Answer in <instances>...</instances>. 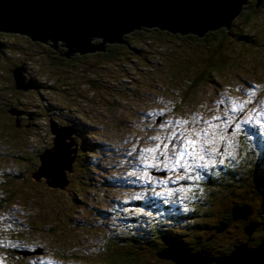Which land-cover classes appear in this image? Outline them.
Here are the masks:
<instances>
[{
    "label": "rangeland",
    "instance_id": "rangeland-1",
    "mask_svg": "<svg viewBox=\"0 0 264 264\" xmlns=\"http://www.w3.org/2000/svg\"><path fill=\"white\" fill-rule=\"evenodd\" d=\"M247 14H250L248 31L254 33L249 38L255 37V40L232 42L225 50L228 57V52L236 46L243 59L226 61L219 70L212 69L206 79L187 90L173 87L179 83L173 73L180 81H185L187 76L175 71L179 64L178 61L174 64L178 59L170 52L174 45L165 44L166 51L160 48L155 52L151 48L152 53L144 61L140 58L137 62H126L125 67L117 68L115 76L111 68L83 74L88 65L74 67L62 61L61 65H52L51 72L48 67L41 68L37 61L28 65L24 73L33 76L38 88L23 90L15 86L10 93H0V264H27L28 261L32 264H103L101 257H106L107 249L99 250L96 245L106 232L112 234L119 227V218L111 213L114 208L132 206L138 198L154 195L157 201L165 203L161 204L167 208L164 207V213H183L182 210L195 207L197 195L206 196L194 167L205 174L217 164L227 165L230 158L236 162L246 146L245 138H250L251 151L260 157V146H264V3L253 12L247 9L240 18ZM22 40L25 42L24 37ZM59 49L62 48L59 46ZM14 54L18 55L17 50ZM49 55L56 57L53 53ZM11 58L9 54L1 58L0 86L3 79L9 78ZM85 78L94 79L97 85L91 87L84 83L77 89L76 85ZM101 84L109 87L103 90ZM109 89L118 95L115 92L107 96ZM58 103L73 116L91 119V123L101 127L97 139L105 140V148L109 147L119 157V165L112 152L103 157L106 159L103 169L93 173L92 182L99 184L95 187L80 182L77 175L66 170L69 182L63 188L47 183L43 175H36L44 169L54 183L61 177L56 172L65 163V157H59L67 154V131L60 132L63 137L60 148L45 154L42 168L36 151L38 147L51 148L53 134L47 113ZM50 114L59 119L54 111ZM79 121L88 123L84 118ZM31 129L34 132L29 134ZM14 137H22L24 144L14 145L11 142ZM68 147L71 156L72 149ZM56 157L57 161H53ZM112 160L116 171L110 164ZM55 162L59 167L49 171L46 165ZM248 168L245 164L239 170L244 173ZM4 172L11 175L6 185L2 177L8 175ZM109 177L119 182L115 185L117 188L106 183ZM151 185L154 187H148ZM76 192L82 201L74 197ZM97 210L110 211L114 223L103 224L101 220L92 224L98 218ZM135 210L131 207L124 217L149 213L140 206ZM253 214L254 218L264 220V215ZM13 225L18 227L16 233L10 230ZM20 233L25 236L15 240L20 238ZM219 234L216 240L209 238L213 246H228L236 235L241 239L246 236L242 228L215 235ZM251 235L253 240L264 236V225ZM106 243H110V250L134 257L127 255L123 247L111 244H116L114 238L109 236ZM18 245L25 249L23 254ZM70 249L80 257L71 256ZM157 263L160 262H146L141 253L139 264Z\"/></svg>",
    "mask_w": 264,
    "mask_h": 264
},
{
    "label": "trees",
    "instance_id": "trees-1",
    "mask_svg": "<svg viewBox=\"0 0 264 264\" xmlns=\"http://www.w3.org/2000/svg\"><path fill=\"white\" fill-rule=\"evenodd\" d=\"M256 1L257 0H252L245 4L241 12L231 21L228 29L226 26H223L217 29L207 30L202 36H198L193 33H171L159 28H142L125 34L123 36L124 43L110 44L106 46L104 51L86 55H74L70 58L61 57L47 44L30 41L27 37L18 34L0 32V43L5 45L0 46V61L6 54L12 57L10 59L11 67L9 78L7 80H2L0 93H10L11 90H14L15 85L11 71L18 66H23L25 72V68L28 65H34L39 61L41 68L48 67L51 72H53L52 65H61L62 61L74 67H82L85 64L88 65V67H85L84 70L86 71L83 74H89V72L94 69L108 70L111 68L115 70V76V74H117V68L119 66L125 67L126 62H137L140 58L144 61L147 54L152 53L151 48H153L155 52H159L158 50H160V48L166 51L164 47L165 44L174 45L170 52L174 53V59H178L174 61V64L176 61H178L179 64L178 68H175V71L177 72L179 70L187 76L185 81H180L177 75L173 73L172 75L175 77L176 82L179 81V83L173 85V87L179 90H184V88L187 90L190 87H194L197 82L206 79L212 69L213 71L219 70V68L224 66L226 61H231L233 63L234 59H243V57L238 55L239 50L236 46L233 47L232 50L230 48L231 51L228 52V57L225 54V50L231 47L230 43L232 42L241 44L244 41L255 40V37L252 39L249 38L251 35L254 36V33L248 31L250 28V14H247V16L243 18H240V16H243L247 9H252L253 12L260 6H263L264 0H261L255 8ZM243 31H245V33H242ZM23 37L25 42L22 40ZM174 37L177 38L176 41ZM93 42L99 43L100 40H94ZM128 45L138 48L140 51H135L129 48ZM128 49H131V51ZM10 50H13V52L9 53ZM15 50H17L18 55L14 54ZM197 51H199L200 54L196 55ZM50 53L55 54L56 57L49 55ZM159 61L158 59L157 62ZM149 64L151 63L148 62V65ZM59 69L61 70V66ZM150 69L153 71V66H151ZM120 74L123 75V73ZM24 75L26 80L32 82L35 89L39 87V84L34 81L33 76H29L25 73ZM51 75L55 78V81H57L56 77L53 74ZM57 78L59 81L62 80L60 76H57ZM165 80L168 81V79ZM84 83H87L91 87L97 85L94 79L85 78L79 81L76 88H80ZM54 87L58 88L55 82ZM107 87L109 86H103L101 84L103 90H106ZM115 92L116 91L113 92V89H109L107 90V96L115 95ZM116 94L118 95L117 92ZM53 111L59 116V119H54L50 114ZM82 118L88 123H81L79 120ZM47 119L57 125V128L55 127L57 130L59 129L57 137L61 134L60 132L62 130L67 131L65 135L69 140L67 142L71 145L70 148L73 152L72 155L69 156V144L66 142V156L68 159L72 157L71 163L68 166L67 159V165L59 167L56 173L57 175H61V177H58L56 183L52 181V177H48L49 179H47V177L44 178L48 180L49 183L63 188L69 182V177H67L66 172L68 171L73 175H77L82 183L91 184L93 187L99 185L96 182H92L94 177L93 173L103 169L104 161H106V159L103 158L105 155H110L109 152L114 154V151L109 150V147L105 148V140H101L100 138L97 139V134L101 130V127L91 123V119L80 115L73 116L66 111L64 107H61L59 103L55 104L51 111L47 113ZM26 127H28V125ZM49 128L51 131V124ZM24 129L25 126L23 125V130ZM32 132H34L33 129L29 131V134ZM54 138L55 136L53 134L51 148H53L54 141L56 140ZM244 141L246 146L242 148V152L239 154V159L236 160V162L230 158L227 165L217 164L211 171L203 174L201 178H198L199 186L204 187L206 196L202 197L197 195L194 198L195 207L182 210L185 213L181 212L176 215L173 213H164L166 207H162L161 204L165 203L157 201L154 195L138 198L137 201L131 203L132 206L124 205L119 208H114L111 213L116 214L119 218V227L112 234L106 232V235L102 236V239H100L96 245L99 250L107 249L106 254H104L106 257H101L103 264H139L142 252L146 257V262L158 260L160 263L157 264H176V261L173 259L158 256V253L167 248L172 241L175 242L180 249L187 250L190 254H198L203 251L202 254L205 256L207 253V257L213 258L209 264H219L221 258L232 255L234 247L238 248L241 245H245L246 248L257 247L260 242L264 240V236L259 237L260 239L253 240L251 232L263 228L264 225V220L254 218L253 214L258 213L259 216L264 215V146H260L262 152L260 153V157H258V154L255 155L251 151L253 145L251 144L250 138H245ZM11 142L16 146L24 144L22 137L20 139H15L14 137ZM51 148H35L39 159V165L42 161V155L44 159L45 154ZM56 148L57 146L55 144L54 150L51 152L53 153ZM114 156H116L119 165L118 155L114 154ZM110 164L113 166V171H116L117 167L113 163V160ZM245 164L248 165L249 168L242 173L239 169ZM39 167L40 166H38L37 169H39ZM3 174L8 175L6 172ZM36 175H38L37 172ZM10 176L11 175H8L7 178L2 177L4 185L11 179ZM114 178L115 177H109L106 183L117 188L115 185L119 182L113 181ZM122 183L125 184L124 181H122ZM148 187L154 186L151 185ZM8 194H10V192H8ZM209 195H211L210 199H208ZM74 197L82 201V197L79 193L76 192ZM142 200H146L147 203ZM190 201L191 199L188 203H190ZM139 206L146 208L149 213L145 216L139 215L134 217V215H131L127 218L124 217V215H128L131 207H135L136 210H138ZM97 211L98 218L92 224L99 223L101 220H104L103 224L112 225L114 223L112 217H110V211ZM17 228V226L13 225L10 230L16 233ZM237 228L244 229L246 236L241 239L240 236L236 235L234 239L229 242L228 246L220 244L213 246L209 241L210 237L216 240L221 234L215 235L218 232L229 234ZM2 232L5 233L3 230ZM23 236H25V233H20V238H16L15 240H19ZM109 236L116 240V244H111L123 247L127 255L134 257L126 256L121 252H117L115 249L110 250L108 248L110 243L105 244V242L109 241ZM18 246L21 247V251L19 252L23 254L25 249L22 245ZM130 247L133 250H131ZM70 252L71 256L80 257L75 256L72 249H70ZM27 264H32V262L28 261Z\"/></svg>",
    "mask_w": 264,
    "mask_h": 264
},
{
    "label": "water",
    "instance_id": "water-1",
    "mask_svg": "<svg viewBox=\"0 0 264 264\" xmlns=\"http://www.w3.org/2000/svg\"><path fill=\"white\" fill-rule=\"evenodd\" d=\"M249 1L0 0V32L23 35L30 41L47 44L64 58H70L76 54L104 51L110 44L124 43L125 34L142 28L157 27L171 33H193L198 36L220 26L228 29L231 21ZM260 1H256L255 8ZM94 40L100 42L94 43ZM0 46L5 45L0 43ZM11 72L17 88L27 90L33 87L32 82L25 79L23 66ZM55 127L51 122V132L56 139L54 146L56 144V149H59L63 137H57L59 129ZM54 146L48 152L53 151ZM66 155L59 157H65L63 166L67 165ZM71 158L68 159V166ZM43 160L42 155L41 168L44 167ZM41 175L47 179L50 176L43 169L38 172V176ZM201 253L190 254L172 241L158 256L173 259L176 264H209L213 260L207 257V253L205 256H201ZM219 264H264V240L255 248H246L245 245L235 247L232 255L221 258Z\"/></svg>",
    "mask_w": 264,
    "mask_h": 264
},
{
    "label": "bare ground",
    "instance_id": "bare-ground-1",
    "mask_svg": "<svg viewBox=\"0 0 264 264\" xmlns=\"http://www.w3.org/2000/svg\"><path fill=\"white\" fill-rule=\"evenodd\" d=\"M21 36H23V35H21ZM49 43H51V42L49 41ZM57 157L53 158V161H57ZM59 164H60V162H59ZM46 166L49 168L48 169L49 171L53 170L56 166L59 167L58 163H56V162L54 164H47Z\"/></svg>",
    "mask_w": 264,
    "mask_h": 264
}]
</instances>
